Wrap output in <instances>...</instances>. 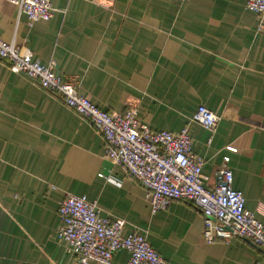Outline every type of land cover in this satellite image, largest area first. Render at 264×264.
Returning a JSON list of instances; mask_svg holds the SVG:
<instances>
[{"label": "crops", "instance_id": "1", "mask_svg": "<svg viewBox=\"0 0 264 264\" xmlns=\"http://www.w3.org/2000/svg\"><path fill=\"white\" fill-rule=\"evenodd\" d=\"M32 26L0 0V36L29 47L101 109H138L154 131L189 124L205 158L206 185L226 156L233 187L264 222V23L244 0H52ZM203 105L221 117L212 133L192 116ZM105 139L60 97L0 59V264H81L57 234L67 193L98 202L103 215L140 228L167 264H252V241L204 240V217L173 201L152 213L147 190L105 156ZM102 174V175H101ZM110 176L111 179L107 178ZM127 250L112 264H126ZM94 264V263H93Z\"/></svg>", "mask_w": 264, "mask_h": 264}, {"label": "built area", "instance_id": "2", "mask_svg": "<svg viewBox=\"0 0 264 264\" xmlns=\"http://www.w3.org/2000/svg\"><path fill=\"white\" fill-rule=\"evenodd\" d=\"M25 13L32 26L50 20L56 11L52 0H6ZM187 2L189 0H179ZM264 23V0H244ZM0 59L15 72L24 74L60 99L87 120L105 139V156L119 165L147 190L152 213L166 209L173 201L194 205L204 217L203 236L207 243L241 238L264 249V222L245 204V196L233 187L234 174L224 158L216 171V183L206 185L205 158L193 151V138L187 124L180 132L154 131L138 119V109L124 112L101 109L79 90L73 76H63L55 60L43 64L27 46L0 36ZM221 117L200 105L192 116L212 136ZM102 175V174H101ZM107 178L111 179L110 176ZM60 225L57 234L70 247L81 264H112L114 255L127 250L126 264H167L150 243L147 232L133 228L125 232L127 221L103 215L97 201L85 195L67 193L59 202ZM252 264H264L255 261Z\"/></svg>", "mask_w": 264, "mask_h": 264}]
</instances>
